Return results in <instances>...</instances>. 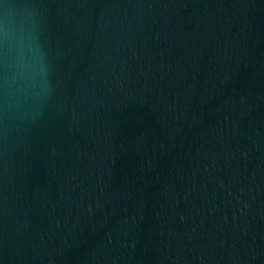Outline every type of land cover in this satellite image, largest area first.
<instances>
[{
  "label": "water",
  "instance_id": "obj_1",
  "mask_svg": "<svg viewBox=\"0 0 264 264\" xmlns=\"http://www.w3.org/2000/svg\"><path fill=\"white\" fill-rule=\"evenodd\" d=\"M0 264H264V0H0Z\"/></svg>",
  "mask_w": 264,
  "mask_h": 264
}]
</instances>
